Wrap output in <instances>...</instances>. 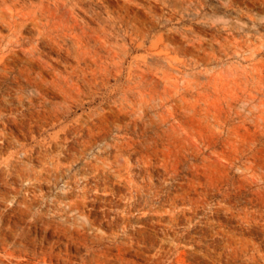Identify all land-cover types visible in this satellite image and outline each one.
Segmentation results:
<instances>
[{
  "label": "rangeland",
  "instance_id": "rangeland-1",
  "mask_svg": "<svg viewBox=\"0 0 264 264\" xmlns=\"http://www.w3.org/2000/svg\"><path fill=\"white\" fill-rule=\"evenodd\" d=\"M242 1L203 0L199 13L196 8L186 13L172 1L136 0L130 9L140 21L152 19L150 31L143 42L132 41L118 23L119 55L110 54L96 36V19L77 11L76 19L63 22L86 31L89 46L104 60L123 61L120 75L110 74L105 86L89 94L84 85L74 84V54L40 44L53 62L45 69L40 65L49 81L40 94L28 83L21 142L12 146L0 140L3 245L14 247L24 236L23 244L16 245L24 249L23 256L0 248V264L66 263L57 257L38 261L34 249L42 245L62 251L70 264H81L89 250L74 236L85 228L108 243L114 237L129 240L124 255L130 264H264V91L259 92L256 81L257 71L264 69V18L254 27L260 31H255L256 44L227 51L216 40L229 32L225 17L237 21L241 16L247 5ZM109 2L112 6L101 3L105 14L108 8L117 10L121 0ZM41 3L9 0L7 7L23 13ZM0 31L6 43L9 26L0 25ZM37 41L27 38V45ZM31 96H36L34 103ZM13 128L11 123L9 130ZM118 140L147 152L145 161L163 188L154 208L123 211L110 194L92 191L84 211H69L68 196L84 184L81 180L74 186L70 180L75 182L87 167L85 158L76 162L75 157L85 150L91 159L106 146L105 154L114 153L109 143ZM139 159L133 154V163L139 165ZM17 194L27 196L29 203L18 204ZM243 239L250 250L242 247Z\"/></svg>",
  "mask_w": 264,
  "mask_h": 264
},
{
  "label": "bare ground",
  "instance_id": "bare-ground-1",
  "mask_svg": "<svg viewBox=\"0 0 264 264\" xmlns=\"http://www.w3.org/2000/svg\"><path fill=\"white\" fill-rule=\"evenodd\" d=\"M135 1L136 0H121L117 10L108 8L105 14V10L102 9L101 3H107L108 6H112L109 0H42V3L37 8L23 13L19 10L17 12L9 11L7 7L9 0H0V25H8L11 30L6 43L4 42L5 35L0 31V140L2 142L12 146H16V142H21V135L25 130L27 121V101L29 95H27V89L30 87H28V83L37 86L35 90L40 94L44 83L49 81L44 69L49 65L52 66L53 62L47 56L48 54L45 55L41 50L40 44L48 43L59 50V52L67 51L74 54L77 60V63L71 66L72 77L75 80L74 84L77 85V87H82V85H84L85 89L83 90L88 94L91 93L94 87L101 88L105 86L110 74L116 73L120 75L123 61H114L113 58V61L110 62L104 60L100 51L92 50L89 46V40L84 37L87 36L86 31L74 30L76 25L70 22L64 23L63 21H68L72 17L76 19L74 14L77 11H83L89 17L96 19L98 25L94 27V31L96 36L105 42L109 53L112 55L113 53L119 55L120 51L118 48L122 46L123 43L119 42L121 33L118 30V23H121V26L127 28L126 35L129 36L132 41L142 40L143 42L150 31L149 24L152 22V19L146 17L140 21L137 15L130 9L131 4H134ZM170 1L186 13L194 8H196L195 10L199 13L200 8L203 6V0H162L166 5L169 4ZM226 2H231V0H226ZM242 2H246L247 5L243 12H239L241 16L237 21H234L231 17H225L224 25L229 32L226 35L219 34L216 37L217 44L221 49L227 51L234 49L238 50L244 46L256 44L255 40H258L256 39L258 37L255 32L258 30H254V27L261 23V18H264V8L258 6L259 3L264 4V0H244ZM7 14L11 15L9 19L7 18ZM244 17L246 18L243 19ZM60 19L61 21H59ZM26 30H36L37 34L28 35L25 33ZM203 31L205 32V30ZM27 38L38 39V41L37 43L30 42L31 45L28 46L29 42H27ZM261 44L263 45V43ZM40 65L43 67L45 66L44 69L41 68ZM256 74H258L256 81L260 84L259 92H262L264 91V69H260ZM251 97L253 98L254 96ZM35 99L36 96L30 97L32 102L35 101ZM11 123H14L15 128L9 130ZM93 142L94 141H92V143ZM109 147L115 148L116 152L105 154V152L109 150L108 146H106L104 150L95 153V156L91 159L86 158L89 154L85 150H81V154L75 157L74 160L76 162L81 158H85V166L87 167L80 172L81 175L79 177L76 176L75 182L70 180V183L74 186H79L81 180H84V184L82 189L68 196L72 198V200L69 201L68 210L84 211L83 207L88 205L90 201V192L96 191L99 194L102 192L104 195L110 194L113 198H116L115 204L121 207L123 211H131L139 206L151 211L154 208L156 198L160 195L163 188L153 179V169L148 162L145 161L147 152L138 147L131 150V146L127 145L124 140L121 142L118 140V143H109ZM133 154L139 155V160L142 161L139 165L133 163ZM57 158L58 162L56 164L58 171H60L59 165L62 162H60L61 155H58ZM258 167H260V165ZM48 169L52 168L49 167ZM170 196L171 193L169 194V197ZM15 198L18 204L29 203V198L27 196L17 194ZM124 198L127 199L128 202L122 205L120 200ZM9 200H11V198H8V201ZM79 232L81 233L74 236V239L87 245L89 250L83 257V262L81 264H130L131 259L124 255L127 245L130 243L129 240L114 237L110 238L111 242L108 243L106 242L105 236L99 235L98 233L91 235L86 228L83 231L79 230ZM23 237L14 242V247L5 246L3 245V241L7 240V237L6 234L0 230V248L9 255L21 257L23 256L24 249L21 247L17 248L16 245L23 244ZM94 242H98L102 246L95 248L92 245ZM241 245L247 250L251 249L244 239L241 241ZM115 248L118 252L114 251ZM258 251H260V249H258ZM34 253L38 261H44L45 263L49 259L53 261L54 257L63 259L66 262L64 264H70L68 262L71 260V258L66 257L62 251H56L52 247H45L43 245L36 247ZM145 264H160V261L156 263L148 262Z\"/></svg>",
  "mask_w": 264,
  "mask_h": 264
}]
</instances>
